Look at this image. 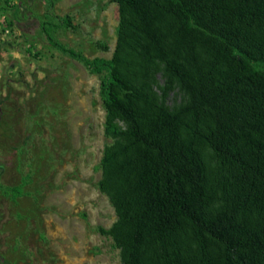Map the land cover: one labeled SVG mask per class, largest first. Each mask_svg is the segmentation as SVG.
<instances>
[{
  "label": "trees",
  "instance_id": "obj_1",
  "mask_svg": "<svg viewBox=\"0 0 264 264\" xmlns=\"http://www.w3.org/2000/svg\"><path fill=\"white\" fill-rule=\"evenodd\" d=\"M115 1L110 58L60 47L101 76L120 264H264V0Z\"/></svg>",
  "mask_w": 264,
  "mask_h": 264
},
{
  "label": "rangeland",
  "instance_id": "obj_2",
  "mask_svg": "<svg viewBox=\"0 0 264 264\" xmlns=\"http://www.w3.org/2000/svg\"><path fill=\"white\" fill-rule=\"evenodd\" d=\"M118 24L115 0H0V264L121 263L101 76L60 47L110 58Z\"/></svg>",
  "mask_w": 264,
  "mask_h": 264
}]
</instances>
